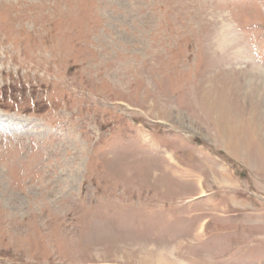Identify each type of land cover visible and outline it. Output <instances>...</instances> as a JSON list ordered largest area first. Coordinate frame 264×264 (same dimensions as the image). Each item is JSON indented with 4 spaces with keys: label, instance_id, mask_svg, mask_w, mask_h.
Segmentation results:
<instances>
[{
    "label": "rangeland",
    "instance_id": "374dc122",
    "mask_svg": "<svg viewBox=\"0 0 264 264\" xmlns=\"http://www.w3.org/2000/svg\"><path fill=\"white\" fill-rule=\"evenodd\" d=\"M263 99L264 0H0V264H264Z\"/></svg>",
    "mask_w": 264,
    "mask_h": 264
},
{
    "label": "bare ground",
    "instance_id": "6f19581e",
    "mask_svg": "<svg viewBox=\"0 0 264 264\" xmlns=\"http://www.w3.org/2000/svg\"><path fill=\"white\" fill-rule=\"evenodd\" d=\"M264 100V99H263ZM259 101V100H258ZM261 109V108H260ZM252 111V110H251ZM250 111V112H251ZM260 112V115L258 116V117H264V111H259ZM259 114V113H258ZM1 115V117H2V119L3 120H7V119H9V117H12V116H7V115H4V114H0ZM35 120V119H34ZM255 120V119H254ZM26 121H31V119H29V120H27L26 119ZM257 125V124H256ZM264 130V129H263ZM261 132V131H260Z\"/></svg>",
    "mask_w": 264,
    "mask_h": 264
}]
</instances>
